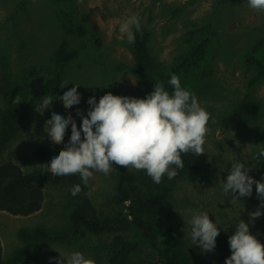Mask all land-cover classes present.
Instances as JSON below:
<instances>
[{"label": "rangeland", "instance_id": "obj_1", "mask_svg": "<svg viewBox=\"0 0 264 264\" xmlns=\"http://www.w3.org/2000/svg\"><path fill=\"white\" fill-rule=\"evenodd\" d=\"M61 12L83 24L87 35L80 38L70 32ZM133 15L149 34L148 51L155 71L154 78L146 85L141 84L140 74L134 68L132 43L127 41L126 34L119 32L120 24ZM206 29L214 33L206 57L197 69L183 72L179 78L182 87L195 93L210 114L203 147L211 170L203 180L175 182L171 196L151 214L155 218L153 232L156 236L168 230L182 232L178 251L192 264H205L214 251L202 254L201 249L194 246L190 235L191 217L186 210L208 213L221 232L230 222L250 219V213L257 211L260 205L255 185L251 197L231 200V196H225L223 182H226L232 163L238 160L251 167L259 157L262 161L249 174L264 182V157L259 155L264 151V12L250 9L246 0H64L63 3L0 0V117L9 101L22 96V89L34 102L31 114L19 122L14 136L0 152V163L11 161L25 173L42 169V163L35 156L36 150L46 148L54 157L69 143L71 135L69 125L62 144L51 142L44 127L52 111L63 116L70 113L79 130L81 120L76 112L80 110L86 116L87 100L92 96L97 102L109 92L126 97L140 92L146 98L154 84H164L162 76L176 59L206 37ZM258 42L262 46L251 54ZM59 48L77 52L62 74L61 83L70 84L59 92H46L47 69ZM246 56L260 61L262 72L256 66L246 65ZM32 67H45L46 70L24 78L22 71ZM72 84L80 86L77 89L81 95L79 105L65 109L57 99L51 110H45L43 115L34 111L44 95L62 96ZM241 100L246 102L243 117L234 124L224 125L222 119L231 114ZM113 166L108 175L94 172L88 183L86 197L100 217L118 211L112 203L118 167ZM71 182L64 178L46 183L44 204L36 214L14 217L0 212L4 261L26 249L27 241L21 237L22 233H27L31 241H40L35 232L42 230L48 240L28 264H56L61 256L65 259L63 264H67L66 260L74 251L93 259L95 264H106L111 235H72L69 221ZM121 235L138 246L127 255L124 264H136L153 257V251L137 229Z\"/></svg>", "mask_w": 264, "mask_h": 264}, {"label": "clouds", "instance_id": "obj_2", "mask_svg": "<svg viewBox=\"0 0 264 264\" xmlns=\"http://www.w3.org/2000/svg\"><path fill=\"white\" fill-rule=\"evenodd\" d=\"M248 7L264 12V0H246ZM141 23L133 15L119 26V32L126 34L129 43H135V33L140 32ZM70 83L64 81L60 88ZM172 91L165 89L163 83L154 84L153 91L146 98L118 96L112 93L103 95L99 102L96 97L88 98L89 109L86 116L77 110L76 116L81 123L78 130L76 120L52 111L51 118L45 122L44 132L53 144H62L66 130L71 126L70 140L67 145L43 165L47 171L57 177L78 174L84 186H87L94 172L108 175L113 165L145 171L155 184H160L166 175L169 180L184 168L182 154L193 153L197 157L204 154V144L208 133L210 114L201 106L195 93L182 87L178 75L171 74L168 80ZM73 85V84H72ZM80 86L73 85L62 96L46 94L40 98L34 111L43 115L51 110L55 100H59L65 109H71L81 102L77 91ZM83 137V139H82ZM264 157V151L260 152ZM262 160L257 157L251 167L248 163L234 161L223 182V193L231 200L251 197L253 185L261 201L257 211L250 213L251 220L261 217L264 209V182L255 180L249 173ZM75 197L82 191L81 184L69 189ZM191 217L190 235L194 246L201 253H211L216 248V238L220 232L216 222L209 219L206 212L186 210ZM231 256L225 264H264V244L250 233L249 223L242 219L234 234L228 238ZM61 256V255H60ZM61 256L56 264H63ZM67 264H95L91 258L74 251L66 260Z\"/></svg>", "mask_w": 264, "mask_h": 264}, {"label": "trees", "instance_id": "obj_3", "mask_svg": "<svg viewBox=\"0 0 264 264\" xmlns=\"http://www.w3.org/2000/svg\"><path fill=\"white\" fill-rule=\"evenodd\" d=\"M52 1L63 3L64 0ZM60 14L67 19L65 24L70 32L80 38L87 35L84 25L79 23L75 17H68L64 12ZM206 31V37L196 45L191 46L185 54L180 55L169 67L167 73L162 76L167 91L172 90L168 84L171 74L179 76L183 72L193 71L206 57L208 45L214 38L212 30L206 29ZM135 36V43L131 46L132 61L136 72L140 74L141 84L146 85L154 78L153 72L155 71L148 51L149 34L141 28L140 32L135 33ZM261 46L262 43L258 42L250 53H255ZM76 56V50L64 48H59L54 53L51 66L47 69L46 92H59L64 67ZM244 61L246 65L256 66L262 72V63L254 57L249 59L246 56ZM43 69L46 70L45 67L40 69L32 67L22 71V74L24 78H28ZM22 90V96L18 100L9 101L5 112L0 117V152L14 136L19 122L27 118L33 111V99L27 95L24 89ZM131 97L145 98L140 92H135ZM245 106L246 102L241 100L235 110L222 119L224 125L238 122L245 114ZM35 156L42 165L49 164L52 158L49 150L43 147L36 150ZM181 158L184 168L177 170L179 174L174 179L169 180L165 175L160 184H155L143 170L125 171L118 166L115 178V196L112 199V203L118 207V211L113 215L103 217L98 215L92 202L86 197L88 185L82 184L78 174L69 175V177H57L48 172L45 166L40 170L25 173L17 164L4 161L0 163V212L14 217H27L36 214L41 211L44 204L46 183L69 178L72 185L81 184L82 187V191L78 195L70 196L69 221L72 235L78 237H84L86 234L94 236L111 235L106 264H124L127 255L137 249V244L130 242L121 235L131 229H137L140 232L142 239L154 253L152 258L139 261L136 264H192L178 251L183 233L168 230L160 236H156L153 232L155 218L151 215L160 204L171 196L172 185L175 182L185 179L203 180L211 170L210 163L204 154L199 157L193 153L182 154ZM262 171L264 174V165ZM261 211L264 213V209ZM240 220L230 222L223 228L216 239V248L205 264H225V260L231 256L228 238L234 234ZM242 220L249 223L250 233L264 244V214L254 221L251 218ZM35 233L40 237V241H31L27 233H22L21 237L27 241L26 249L9 261L2 259L0 243V264H28L33 262L39 248L48 240L42 230Z\"/></svg>", "mask_w": 264, "mask_h": 264}]
</instances>
